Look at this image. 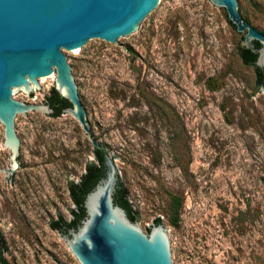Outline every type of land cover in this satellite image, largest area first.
I'll return each instance as SVG.
<instances>
[{"label":"rangeland","instance_id":"obj_1","mask_svg":"<svg viewBox=\"0 0 264 264\" xmlns=\"http://www.w3.org/2000/svg\"><path fill=\"white\" fill-rule=\"evenodd\" d=\"M243 5L246 21L264 31V0ZM225 15L209 0H162L120 45L92 39L77 53L63 51L91 137L126 160L113 161L143 217L139 227L147 233L161 216L170 228L173 264H264V89L243 95L256 88V74L238 54L243 34ZM210 78L218 90L208 89ZM54 84V77L40 80L34 99L13 97L42 104ZM27 116L15 119L24 168L9 187L0 172L6 258L80 264L49 217L57 220V210L71 222L67 175L77 181L87 157L100 165L92 140L70 113ZM3 140L0 124V170H7L11 151Z\"/></svg>","mask_w":264,"mask_h":264},{"label":"water","instance_id":"obj_2","mask_svg":"<svg viewBox=\"0 0 264 264\" xmlns=\"http://www.w3.org/2000/svg\"><path fill=\"white\" fill-rule=\"evenodd\" d=\"M161 1L0 0V124L4 126L3 145L11 151V167L0 172H6L8 187L9 181L12 186L15 183L14 176L18 168H24L19 159L21 142L15 130L17 115L27 116V113L34 111L42 112L47 117L55 114L54 108L45 101L42 104H31L18 101L13 96L23 92L34 99L33 92L42 93L40 80L43 82L56 75L55 87H51L50 93L55 88L70 104L62 113H70L75 117L92 140L93 146L99 148L101 145L91 137L87 113L81 102L69 59L63 51L77 53L92 39L119 44V39L138 33L140 24ZM209 1L224 9L229 25L243 34L237 48L238 54L240 55V46L257 54L255 66L264 70V31L257 30L246 21L243 0ZM256 42L260 44L259 48L256 47ZM261 88L264 89L258 87L256 82V88H245L243 95L251 99L257 92L261 93ZM49 97L45 95L44 98L48 101ZM101 147L106 151L103 161L104 176L85 196L86 216L76 227L60 233V237L80 264H173L167 233L170 228L164 227L161 216L158 217L161 223H156L158 218H155L152 225L145 226V233L138 225L143 217L137 207L131 203L139 216L138 221L134 222L126 209L115 202L117 186L119 182L122 183V178L113 160H126L104 146ZM87 158L85 169L89 162H94ZM67 178L68 184L73 181L70 174ZM127 198L130 202L128 191ZM76 209L75 204L73 209H66L71 214L70 221L73 220L72 211ZM56 212L57 220H65L57 210ZM49 218L51 224L49 221L47 223L55 230L52 223L57 220ZM7 249L10 256L9 247ZM52 258L58 264H63L55 257Z\"/></svg>","mask_w":264,"mask_h":264},{"label":"trees","instance_id":"obj_3","mask_svg":"<svg viewBox=\"0 0 264 264\" xmlns=\"http://www.w3.org/2000/svg\"><path fill=\"white\" fill-rule=\"evenodd\" d=\"M230 24L232 23L230 22ZM255 45L257 48L260 47V44L258 42H256ZM240 55L245 64L252 66L254 68L256 74L257 86L264 87V70L255 66L257 54L240 46ZM206 85L208 89L211 91H216L219 89L218 81L213 78H210L206 82ZM48 100L49 103L57 111L56 115L54 116H60L62 114V110L70 105L65 99H63L57 93L55 88L52 89L51 96L48 98ZM94 153L96 154V159L100 163V165L96 164V162H91L88 165L87 173L83 176L82 182L80 184H75V185L71 184V187L73 188V192H74L73 195L76 198V202H77V209L72 211V213L75 215L73 221L67 222L61 218L63 222V226L66 227H71L73 225L77 226L81 222V220L86 216L84 209L85 196L89 191H91L95 187L98 181L104 176L103 161H104V154L106 153V151L104 148L101 147L95 149ZM115 202L126 209L129 217L134 222L138 221L139 216H137L135 211L133 210V206L131 205V203L127 198V191L121 182H119L117 186V191L115 193ZM174 202H175L174 214L176 216L175 222H177L179 220L181 200L176 197ZM156 223H161V219L158 218L156 220ZM7 251H8L7 246L0 232V264H9L6 258Z\"/></svg>","mask_w":264,"mask_h":264},{"label":"flooded vegetation","instance_id":"obj_4","mask_svg":"<svg viewBox=\"0 0 264 264\" xmlns=\"http://www.w3.org/2000/svg\"><path fill=\"white\" fill-rule=\"evenodd\" d=\"M51 96V95H50ZM47 104H50L49 103V100H48V102H46ZM51 105V104H50ZM51 107H53L52 105H51ZM54 108V107H53ZM66 108V107H65ZM54 110H55V114L54 115H56V113H57V111H56V109L54 108ZM63 114V113H62ZM61 114V115H62ZM54 115H52L53 117H60V116H54ZM94 147V146H93ZM99 148H101V146L99 147ZM95 149H98V148H95L94 147V151H95ZM95 154V153H94ZM95 157H96V154H95ZM91 162H89L88 164H87V166H86V169H85V172L81 175V177L78 179V181H70L69 182V184H68V187H69V192H70V196H71V199H72V201H73V203L77 206V202H76V198L74 197V195H73V188L71 187V184H73V185H75V184H80L81 182H82V179H83V176L87 173V170H88V165L90 164ZM75 218V215L73 214V219ZM73 221V220H72ZM52 227L56 230V231H58L59 233H66L67 231H66V229L68 230L69 228H71V227H76V225H73V226H71V227H66V226H63V222H62V220H61V218H59L57 221H54L53 223H52Z\"/></svg>","mask_w":264,"mask_h":264},{"label":"bare ground","instance_id":"obj_5","mask_svg":"<svg viewBox=\"0 0 264 264\" xmlns=\"http://www.w3.org/2000/svg\"><path fill=\"white\" fill-rule=\"evenodd\" d=\"M78 52V51H77ZM54 78H56V75L54 76Z\"/></svg>","mask_w":264,"mask_h":264}]
</instances>
